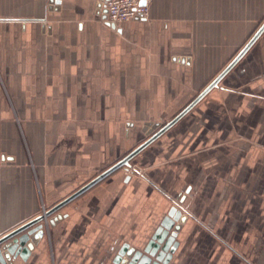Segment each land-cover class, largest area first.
Instances as JSON below:
<instances>
[{
    "label": "crops",
    "instance_id": "1",
    "mask_svg": "<svg viewBox=\"0 0 264 264\" xmlns=\"http://www.w3.org/2000/svg\"><path fill=\"white\" fill-rule=\"evenodd\" d=\"M60 1L0 0V236L128 154L124 123L180 112L264 21V0H151L118 33L94 16L99 0ZM261 94L264 32L195 117L134 157L143 175L116 171L65 205L21 264H112L172 205L187 215L173 264H264Z\"/></svg>",
    "mask_w": 264,
    "mask_h": 264
},
{
    "label": "water",
    "instance_id": "2",
    "mask_svg": "<svg viewBox=\"0 0 264 264\" xmlns=\"http://www.w3.org/2000/svg\"><path fill=\"white\" fill-rule=\"evenodd\" d=\"M99 0L98 11L101 19L111 29L121 33V27H117L114 23L106 20V11L102 9V2ZM49 4L59 5L60 0H48ZM144 4V1L141 2ZM264 32V21L254 32L251 38L244 44L236 56L224 67L218 75L198 94L194 97L180 112H178L172 119L161 126L156 132L150 135L146 140L141 142L138 146L133 148L122 159L107 167L98 175L89 180L85 185L80 187L67 198L60 201L55 206L45 210L37 217L21 224L8 233L0 236V264H21L27 261L35 246L42 239L44 234V224L52 226L57 221L61 220L63 216L58 214V211L65 205L79 197L81 194L95 186L97 183L114 173L120 168L128 171L130 161L138 155L142 150L149 146L153 141L159 138L163 133L176 124L182 117H184L197 103H199L212 89L218 87V83L222 78L238 63V61L247 53L256 40ZM153 127H158L154 124ZM149 134V132H147ZM129 175L125 177L128 181ZM189 188L186 189L188 193ZM184 196L179 200L182 203ZM57 214L56 217L49 219L52 215ZM48 220V221H47ZM187 220V215L183 213L177 205H172L161 221L158 223L154 232L145 243V245L138 249L123 243L113 257L112 264H173L174 254L178 247L177 236L183 224Z\"/></svg>",
    "mask_w": 264,
    "mask_h": 264
},
{
    "label": "rangeland",
    "instance_id": "3",
    "mask_svg": "<svg viewBox=\"0 0 264 264\" xmlns=\"http://www.w3.org/2000/svg\"><path fill=\"white\" fill-rule=\"evenodd\" d=\"M94 16H96V17H98V16H100L99 14H95ZM259 26V25H258ZM194 96H196V95H194ZM257 97V96H256ZM208 99H210V98H208ZM256 100H261L262 102L264 101V94H261V95H258V99L256 98ZM194 111H195V109H192V110H190L187 114H186V116L184 117V118H189V116L190 117H195V115L193 114L194 113ZM177 112H178V110H176V109H170V110H155L154 111V113L151 115V117H149L150 119H141V121H137L138 123L135 125V126H131V124L130 123H128V124H130V125H127L126 124V126H125V123L123 124V130H124V135H123V138L124 139H126L127 140V142H126V145H134L135 147L136 146H138L141 142H143L144 140H146L150 135H152L154 132H156L161 126H163L165 123H167L170 119H172L176 114H177ZM230 112H232V111H230ZM233 113V112H232ZM255 113V114H254ZM257 113V114H256ZM155 114V115H154ZM128 114L126 113V111H125V113H124V116H127ZM255 116V117H261L262 118V116H264V112L263 111H260V110H255V111H252V113H251V115L250 116ZM241 117H243L242 115H240ZM135 117V116H134ZM129 121V120H128ZM136 121V120H135ZM154 124H158V127H153V125ZM246 125V126H245ZM245 125H244V123H243V125H238V127H236V129H235V133L236 134H242V135H244V134H247V133H249L248 131H247V128H248V125H247V123L245 122ZM173 127V126H172ZM171 127V128H172ZM170 128V129H171ZM252 130H251V133H258L260 130H264V127L263 126H261V127H258V126H254V125H252ZM261 128V129H260ZM127 129V131L125 132V130ZM170 129H168L165 133H163L162 135H164V134H166L167 132L169 133V131H170ZM147 132H149V134L147 133ZM261 132H264V131H261ZM161 135V136H162ZM160 136V137H161ZM160 137L159 138H157L155 141H157L158 139H160ZM136 139L134 142H131V140L130 139ZM139 139V140H138ZM138 140V141H137ZM253 140V139H252ZM155 141H153L150 145L152 146V144L155 142ZM239 144H241V143H239V142H236L235 143V145L236 146H238ZM246 144V143H245ZM251 150L252 151H257L259 148L261 149V148H263V147H259V144L261 145V146H263V144H264V142H262V143H260V142H258V141H252L251 142ZM125 144H124V146H126ZM149 145V146H150ZM242 145V144H241ZM133 146V147H134ZM149 146H147V147H149ZM134 147V148H135ZM146 147V148H147ZM146 148L144 149V150H146ZM237 148H239V147H237ZM240 149H242V147L240 148ZM130 150H132V149H130ZM144 150H142L140 153L142 154V155H145V152H143ZM147 151V150H146ZM139 153V154H140ZM137 156V155H136ZM135 156V157H136ZM136 160V159H135ZM132 161H134V158L130 161V167H129V170H128V175H130L129 173L130 172H132L133 174L135 173V174H137V175H143V173H142V168H141V166H139V165H133L132 164ZM144 161H145V159H144ZM257 161V160H256ZM138 166V167H137ZM122 170H124L123 168H120V169H118L117 171H122ZM126 171V170H125ZM116 172V171H115ZM44 212V211H43ZM42 212V213H43Z\"/></svg>",
    "mask_w": 264,
    "mask_h": 264
},
{
    "label": "built area",
    "instance_id": "4",
    "mask_svg": "<svg viewBox=\"0 0 264 264\" xmlns=\"http://www.w3.org/2000/svg\"><path fill=\"white\" fill-rule=\"evenodd\" d=\"M144 1L142 5L141 2ZM151 0H104L102 9L106 11V20L119 26L131 20H145L148 17V5ZM1 164V162H0Z\"/></svg>",
    "mask_w": 264,
    "mask_h": 264
}]
</instances>
